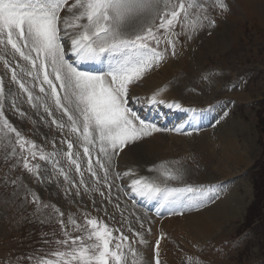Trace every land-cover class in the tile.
Segmentation results:
<instances>
[{
    "label": "rangeland",
    "instance_id": "374dc122",
    "mask_svg": "<svg viewBox=\"0 0 264 264\" xmlns=\"http://www.w3.org/2000/svg\"><path fill=\"white\" fill-rule=\"evenodd\" d=\"M221 1L182 0L189 9L184 23L189 26L186 32L191 38L181 35L176 55H171L169 49L166 59L147 73L144 78L146 80L140 83H157L156 77L164 75L163 70L167 65V76L170 78L167 79L170 81L168 85L179 86L183 102L191 104L192 107L209 109L212 125L197 133L193 127L191 135H186L187 142L171 140L168 149H164L161 155L164 156L156 157L148 163L147 159L142 163L137 162L134 153L124 154V158L136 159L139 164L140 171L133 170L134 175L141 172L149 182L161 186L199 188L204 182L215 181L222 176L225 178L230 174L236 176L241 172L239 178L232 180L240 185L239 193L217 202L215 198L216 203L213 206V202H210L203 207L189 210L214 209L215 205L219 208L222 201L229 200L233 207L231 215L211 234L195 235L180 221L182 214L163 215L162 220L172 237L167 248L170 264H260L259 260L264 257V205L256 208V213H253L255 208H251L255 187L256 190H264V187L255 186L258 171L264 164V0H231L235 4H242L240 9L244 16L240 12H235V16L227 15L226 10L219 6ZM180 2L181 0H166L168 8ZM204 16H210L215 25L219 23L222 26L221 34H216L214 27L207 26ZM181 18L183 19V14ZM194 29L198 30L193 31ZM176 30H180L179 25ZM163 32L164 30H160L157 34ZM164 47L167 46L162 39L158 50ZM0 57V82L9 94L5 103L0 102L3 113L8 112L21 130H27L32 139L41 146L36 152L45 156L44 160L38 158L40 161L36 162L39 163L37 177L30 184L29 172L23 167L17 152L14 156L10 135L3 131L0 123V264H43L44 260H57L54 252L69 250L67 246L60 244L66 238L70 240L82 237L85 246L95 243L94 237L89 239L92 229L86 223L94 217L106 219L112 226L114 237L123 232L128 236V242L133 244V251L126 253L121 264H153L152 244L158 237V220L124 201L122 192L116 191L119 180L115 178L109 199L108 188L103 181L104 169L96 163L97 159L103 162V154L98 151V145L90 146L93 168L97 173L93 176L87 169L88 156L84 154L85 145L81 133L71 132L67 116L54 107L52 111L57 120L56 124L52 123L53 117L44 111L43 104L35 100L28 102L27 93L11 80V69L17 67V64L23 65L24 62L18 54L13 56L10 45L7 49L0 45ZM5 61L9 63L6 64ZM17 72L19 73L18 67ZM21 75L26 83L31 81V77ZM165 80L161 79L160 82ZM213 80L217 81L214 87L211 86ZM31 90L34 96L43 95L38 86ZM142 90L143 88H139V91ZM58 91L62 94L64 90ZM32 103H37V107L33 108ZM21 113L24 115L21 116ZM217 119L226 121V124L217 129H222L219 130L220 133L228 131L225 134L231 137L232 144L237 145V151L242 154L241 161H232L225 168L221 166L218 150L221 147L225 149L227 145L230 147L228 142H218L216 138L215 141L210 140L214 135L212 129L216 130ZM59 123H64L63 130L57 126ZM221 123L223 124L220 121L219 124ZM191 129L192 127L187 132ZM229 133H238L239 143ZM169 136L171 139L173 135ZM141 140L133 145L141 144ZM69 141L73 143L71 150L67 147ZM131 145L127 146L132 149ZM69 151L74 154L72 159L77 160L79 172L76 170L77 164H73L67 155ZM114 156L110 179H113ZM169 175L179 178L168 179ZM65 176L69 179L66 180ZM30 192L44 198L42 208L28 203L27 194ZM222 193L227 192L224 189L220 194ZM117 195L119 208L116 207ZM55 202L66 213L65 218L59 219L55 216L52 208V203ZM260 208L261 212L258 213ZM185 213L186 210L183 214ZM137 217L144 220L145 229L151 228L150 233L144 232V240L147 241L145 244H140L134 238V233L128 231L126 222L122 223L131 221L135 231H144L135 222ZM174 220L177 223L172 226ZM247 220L251 223L254 221L257 226H253L255 230L241 237V232L247 228L244 225ZM180 223H183L182 228ZM65 232L69 233L68 237H65Z\"/></svg>",
    "mask_w": 264,
    "mask_h": 264
},
{
    "label": "snow or ice",
    "instance_id": "6c2138e0",
    "mask_svg": "<svg viewBox=\"0 0 264 264\" xmlns=\"http://www.w3.org/2000/svg\"><path fill=\"white\" fill-rule=\"evenodd\" d=\"M219 6L226 9L222 2ZM188 15L189 9L182 0L171 8H168L166 0H73L71 4L69 0H0V45L4 49L10 45L13 56L18 54L24 62L23 65L17 64L19 73L17 67L11 69V80L27 93L29 103L35 100L43 104L44 111L53 117L52 123H57L53 107L67 116L71 132L82 135L84 154L88 156L87 169L93 176L97 173L93 168L90 146L98 145L103 162L97 159L96 163L104 169L103 181L107 185L109 199L114 178L120 175L115 173L110 179L114 155H118L126 145L151 136L154 132H183L180 127L162 129L142 119L130 106V101L137 102L139 97L130 96L129 93L132 86L166 59L169 49L171 55H176L181 35L191 38L186 32L189 26L184 23ZM204 19L208 27H214L215 22L210 16H204ZM177 25L180 26L179 31L176 30ZM160 30L164 32L158 35ZM162 39L167 47L158 50ZM96 63L105 66L99 70L82 67L83 64ZM21 74L31 77V81L26 83ZM216 83L215 80L211 81V86H216ZM37 86L43 95L34 96L31 88ZM58 89H63V93ZM3 93V84L0 82V96ZM148 103L158 105L165 101L153 95ZM167 106L190 114V124L203 116V110L182 108L179 103ZM32 107L36 108L37 103H32ZM224 116H227V112ZM0 121H3L4 128L15 133L23 149L28 142L6 120L2 104ZM216 122L219 123V119ZM57 126L61 130L65 127L64 123ZM183 134L191 135L190 132ZM67 147L71 150L73 143L69 141ZM28 151L35 159L36 153L31 148ZM67 155L73 164H77V160L72 159L74 154L71 151ZM40 159L44 160L45 156L41 155ZM23 167L33 174H37L39 169V165L30 166L27 158L24 159ZM76 170H80L78 164ZM167 178L179 177L169 175ZM65 179L69 178L65 176ZM129 188L133 199L159 198L157 215L161 214L162 207L167 208L168 215L183 214L185 210L203 207L219 198L223 190L222 185L170 187L141 179L132 180ZM121 190L119 186L116 187L117 193ZM33 200L37 201L38 197L33 195ZM116 200V207L119 208V195ZM56 211L59 212V209ZM60 216H63L62 212ZM123 222L128 224V231L134 233V238L140 244L147 243L144 232L150 233L151 228H144L142 218L137 217L135 222L144 231H135L131 221ZM60 223L63 226V220ZM86 223L92 229L89 239L94 237L95 243L85 246L82 237L63 239L60 244L69 250L54 252L58 259L44 260L43 264H110V261L111 264H121L126 253L133 251V244L128 242L129 238L123 232L114 237L113 230L107 224L101 226L95 219L87 220ZM64 235L68 237L69 233L65 232ZM159 244L158 239L155 264H160Z\"/></svg>",
    "mask_w": 264,
    "mask_h": 264
},
{
    "label": "bare ground",
    "instance_id": "6f19581e",
    "mask_svg": "<svg viewBox=\"0 0 264 264\" xmlns=\"http://www.w3.org/2000/svg\"><path fill=\"white\" fill-rule=\"evenodd\" d=\"M141 82H143V79L140 81V83ZM176 85L175 84H169V85L167 84L161 90V92L163 93V95L167 99H171L172 97H176L177 98L176 100L181 102V101H183L182 91L179 90V86L177 87ZM149 87L150 86H148V88ZM212 131H213L214 135L212 136V138L210 137L211 142L215 141L216 139L218 142H221L222 140H224V142H228V144L230 146V147H228V145H227V147L225 149H224V147H221L218 150L220 153L219 155H221L220 161H222V164H221L222 168H225L227 165L229 166V164L232 161H234V162L241 161L242 160V157H241L242 154L239 151H237V149H238L237 145L232 144L231 137H229L228 134H225L226 132H223L224 134L220 133V131L218 129L217 130L212 129ZM221 131H222V129H221ZM172 137H173V139H172ZM172 137L170 139V136L166 135L164 137L162 136V138L158 140V139H155V137L152 138L150 136H147L141 140V144H138V143L134 144V145L132 144L131 145L132 149L130 148L131 149L130 150L127 148V152L129 153V155L134 153L135 154L134 158H137V162L142 163V161H145L147 159V163H148L150 160H152L156 157H163L164 155L163 156H161V155L164 152V149H166V148L168 149V146H169L171 140L184 142V140L187 139L186 135H183V136L173 135ZM186 142H187V140H186ZM185 145H186V143H185ZM127 152L125 153V155H127ZM155 160H157V159H155ZM128 168L131 170L132 173H133V170L136 171L132 167V165H129ZM232 208L233 207L230 206L229 200H226V201H224V202L222 201V203H220L219 208H217L215 205L214 209H206V210L196 209V210H192V211H189V210H191V209H189V210H186L187 213L182 214L183 216L180 217V221L183 222L186 226H188L189 229L197 236L209 235L213 232V230L218 225H220L227 217H229L231 215V213L233 211ZM176 223H177L176 220H174L172 226H175ZM183 223H180L181 228L183 227ZM193 238H195V237H193Z\"/></svg>",
    "mask_w": 264,
    "mask_h": 264
},
{
    "label": "trees",
    "instance_id": "16d2710c",
    "mask_svg": "<svg viewBox=\"0 0 264 264\" xmlns=\"http://www.w3.org/2000/svg\"><path fill=\"white\" fill-rule=\"evenodd\" d=\"M262 178L261 181L259 182V187H264V169L262 171V174L260 175ZM261 191L259 192V196L257 195V201L254 203L253 208H256L257 205L260 204L261 200H264V190L260 188ZM253 211V210H252ZM255 212V211H254ZM256 213V212H255Z\"/></svg>",
    "mask_w": 264,
    "mask_h": 264
}]
</instances>
